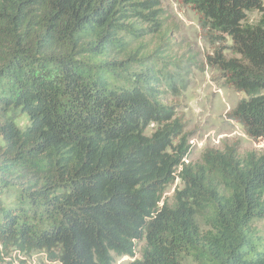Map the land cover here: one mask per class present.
Masks as SVG:
<instances>
[{
    "label": "trees",
    "instance_id": "trees-1",
    "mask_svg": "<svg viewBox=\"0 0 264 264\" xmlns=\"http://www.w3.org/2000/svg\"><path fill=\"white\" fill-rule=\"evenodd\" d=\"M175 2L212 47L204 67L245 95L228 119L264 145V1ZM164 3L0 0V185L39 214L4 211L0 264L12 252L116 264L138 249L131 264H264V149L242 155L235 142L190 161L188 123L169 99L196 64L167 56ZM148 38L160 45L142 58L133 47ZM11 111L28 117L24 131Z\"/></svg>",
    "mask_w": 264,
    "mask_h": 264
},
{
    "label": "rangeland",
    "instance_id": "rangeland-1",
    "mask_svg": "<svg viewBox=\"0 0 264 264\" xmlns=\"http://www.w3.org/2000/svg\"><path fill=\"white\" fill-rule=\"evenodd\" d=\"M164 6L170 16L167 30L170 33H168V39L171 47L167 56L177 60L193 57L196 64L188 90L180 97L169 99L178 105V110L185 115L188 123L187 132L193 146L190 161L197 162L207 148L222 150L225 145L235 142L240 144L242 155L250 151L263 150L262 143L251 140L240 124L230 121L227 117L237 103L245 98V95L225 87L217 71L204 67L205 56L212 53V47L201 36L197 15L190 8L180 6L175 0H165ZM258 18L259 15L254 13L250 15L249 20L252 22ZM159 45L158 39L148 38L138 42L133 48L134 50L139 47L144 48L139 55L143 58L151 55ZM226 55L231 56L229 52H226ZM134 70L139 71V65H135ZM9 116L20 130L24 131L28 126V117L20 111H11ZM182 188L180 180H177L166 191L164 201L171 205L176 190ZM4 211L20 214L25 218H31L32 221L39 220V214L35 215V208L27 197H24L16 188L5 189L0 185V221ZM255 226L264 235V221L257 222ZM139 252L140 249L137 250L135 259L121 258L116 261V264H131L136 259H141ZM11 260L14 264L20 261H25L26 264H60L51 262L44 252H34L30 256L12 252L3 264ZM182 262L183 264H200L198 258L190 256L183 258Z\"/></svg>",
    "mask_w": 264,
    "mask_h": 264
}]
</instances>
